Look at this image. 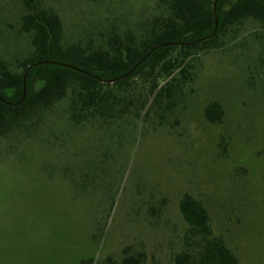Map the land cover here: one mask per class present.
<instances>
[{"label":"rangeland","instance_id":"374dc122","mask_svg":"<svg viewBox=\"0 0 264 264\" xmlns=\"http://www.w3.org/2000/svg\"><path fill=\"white\" fill-rule=\"evenodd\" d=\"M27 0H0V58L32 51ZM57 13L65 46L140 37L156 0H36ZM172 113L102 128L70 122L71 98L0 142V264L102 263L123 251L176 264L185 194L204 203L240 264H264V30L248 21L220 50L192 59ZM222 105L221 124L205 109Z\"/></svg>","mask_w":264,"mask_h":264},{"label":"trees","instance_id":"16d2710c","mask_svg":"<svg viewBox=\"0 0 264 264\" xmlns=\"http://www.w3.org/2000/svg\"><path fill=\"white\" fill-rule=\"evenodd\" d=\"M25 6L21 30L32 36L33 49L16 71L0 58V142L68 97L74 125L99 122L104 128L129 115L164 117L192 80V59L225 48L248 21L264 30V0H156L140 37L115 34L95 48L65 46L60 16L36 0ZM224 117L218 102L205 109L208 123L221 124ZM179 209L188 228L176 264H240L214 233L202 201L185 194ZM145 263L146 253L127 247L120 261L109 256L102 263L89 258L79 264Z\"/></svg>","mask_w":264,"mask_h":264},{"label":"water","instance_id":"95a60500","mask_svg":"<svg viewBox=\"0 0 264 264\" xmlns=\"http://www.w3.org/2000/svg\"><path fill=\"white\" fill-rule=\"evenodd\" d=\"M214 9H215V5H214ZM215 36V32L212 34V36L211 37H214ZM157 49V47H155L153 50H156ZM150 53H152V52H150ZM54 64H57V63H54ZM59 65H64V64H59ZM66 66V65H65ZM32 68V66H30L29 67V69H28V71L27 72H29V70ZM128 75V74H127ZM112 83L114 82V81H111Z\"/></svg>","mask_w":264,"mask_h":264}]
</instances>
